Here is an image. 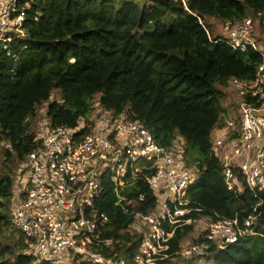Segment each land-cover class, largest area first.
Segmentation results:
<instances>
[{"label": "trees", "instance_id": "trees-1", "mask_svg": "<svg viewBox=\"0 0 264 264\" xmlns=\"http://www.w3.org/2000/svg\"><path fill=\"white\" fill-rule=\"evenodd\" d=\"M208 17L223 24L249 17L264 33V0H33L24 35L6 48L0 42V142L8 145L6 161H23L37 146L31 120L45 102L50 126L74 127L97 107L140 122L163 147L170 148L179 134L183 158L200 162L186 197L201 212L189 216L216 213L242 222L256 207L254 235H240L223 248L191 238L208 245L203 264H264V191L254 194L243 181L241 189L228 190L211 143L223 123L228 80L253 78L261 57L252 48L234 50L213 37ZM15 188L11 175H0V264H50L36 256L21 232L19 248L2 243ZM122 193L135 201L140 193L145 197L125 211L106 174L97 207L108 216L102 237L111 243L100 251L133 264L142 238L133 227L134 212H151L155 195L140 180ZM192 232L191 224L178 228L171 251Z\"/></svg>", "mask_w": 264, "mask_h": 264}, {"label": "built area", "instance_id": "built-area-1", "mask_svg": "<svg viewBox=\"0 0 264 264\" xmlns=\"http://www.w3.org/2000/svg\"><path fill=\"white\" fill-rule=\"evenodd\" d=\"M32 1L0 0V42L5 48L24 35L22 25ZM223 25L227 45L240 51L252 48L261 62L253 78L228 80L234 99L224 106L223 123L212 133V151L220 161L228 190L241 189L243 181L249 191L258 194L264 191V41L253 37L249 17ZM103 112L102 117L89 118L90 122L81 119L74 127L49 124L36 132L37 146L22 161L28 176L15 188L10 224L31 243L40 260L50 264H77L80 260L126 264L124 259L100 251L111 243L102 237L108 216L97 207L106 174L113 183L116 204L124 202L125 211L126 205L144 200L143 193L136 201L122 193L135 181H143L155 195L151 212H134L133 227L142 238L133 264H179L183 259L203 264L206 242L184 240L171 251L175 231L190 224L194 237L219 248L240 235L255 234L256 207L242 222L216 213L189 216L201 212V208L189 206L186 197L198 170L183 158L182 146H160L140 122L124 114L113 117Z\"/></svg>", "mask_w": 264, "mask_h": 264}, {"label": "rangeland", "instance_id": "rangeland-1", "mask_svg": "<svg viewBox=\"0 0 264 264\" xmlns=\"http://www.w3.org/2000/svg\"><path fill=\"white\" fill-rule=\"evenodd\" d=\"M141 2L147 1V0H140ZM207 25L208 28L212 34L213 37H225V31H224V25L223 22L220 19H215V18H207ZM254 34L256 35L257 38L264 40V33L261 31V26L258 24V21L254 23ZM229 86V84H227ZM234 97L232 96V92L228 87H225L223 89V106L225 105H230V103H233ZM46 109H47V102L43 103L37 110L36 116L31 120V128L35 131H41L45 127L49 126V119L46 114ZM105 112L103 110L99 109L96 107V109H93L91 112V116L89 117L90 119L98 116L102 117ZM90 122V120H88ZM95 121V120H94ZM183 144V138L178 134L176 135V139L173 142V146H182ZM8 147L7 144H4L0 142V175L3 176L5 174H9L13 177L15 185L18 187H21V182L28 176V169H26L24 163L22 161L17 162L14 160V162L11 161H6L5 160V154H4V149ZM194 233V232H193ZM193 233L188 235V237L185 239L187 242H191V238L194 237ZM20 239V231L17 229H14L11 225L6 227L3 232H2V243L4 244H11L13 245L14 243L15 248H19L18 241ZM29 250V249H28ZM196 264H198L195 261Z\"/></svg>", "mask_w": 264, "mask_h": 264}, {"label": "water", "instance_id": "water-1", "mask_svg": "<svg viewBox=\"0 0 264 264\" xmlns=\"http://www.w3.org/2000/svg\"><path fill=\"white\" fill-rule=\"evenodd\" d=\"M194 166L198 171L200 170V162H196Z\"/></svg>", "mask_w": 264, "mask_h": 264}]
</instances>
